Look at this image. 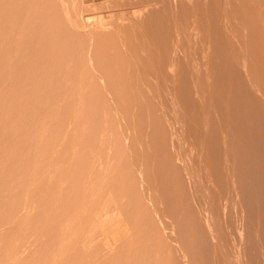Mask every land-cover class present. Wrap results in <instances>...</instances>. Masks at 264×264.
Returning a JSON list of instances; mask_svg holds the SVG:
<instances>
[{"label":"rangeland","instance_id":"obj_1","mask_svg":"<svg viewBox=\"0 0 264 264\" xmlns=\"http://www.w3.org/2000/svg\"><path fill=\"white\" fill-rule=\"evenodd\" d=\"M173 1L0 0V264H264V0Z\"/></svg>","mask_w":264,"mask_h":264},{"label":"bare ground","instance_id":"obj_2","mask_svg":"<svg viewBox=\"0 0 264 264\" xmlns=\"http://www.w3.org/2000/svg\"><path fill=\"white\" fill-rule=\"evenodd\" d=\"M166 1V0H165ZM173 1V0H172ZM175 1V0H174ZM173 1V2H174ZM193 1V0H192ZM214 1V0H213ZM223 1V0H222ZM221 1V2H222ZM246 1V0H245ZM250 1V0H249ZM256 1V0H255ZM254 1V2H255ZM178 2V1H177ZM182 2V1H181ZM195 2H197V1H195ZM220 2V1H219ZM234 2V1H233ZM175 3V2H174ZM213 3H215V1L213 2ZM212 3V4H213ZM216 4V3H215ZM214 4V5H215ZM218 4H220V7H218V6H214V8L216 7V8H218L216 11H217V13H215L216 15H214L215 17V20L217 21V22H219L222 26H227V27H229L230 28V26H233V24L231 25V24H229V25H227L226 24V22H225V17H226V11H227V8L225 7V5L223 4H221V3H218ZM230 4H232V3H230ZM238 4H239V2H238ZM250 4V3H249ZM255 4V3H254ZM187 5V4H186ZM228 5V4H227ZM242 5H244V4H242ZM241 5V6H242ZM240 6V7H241ZM247 6V5H246ZM262 7V6H261ZM207 8V7H206ZM215 8V9H216ZM248 8V7H247ZM256 8H257V6H256ZM255 8V9H256ZM168 9V8H167ZM173 9V8H172ZM174 9H175V7H174ZM251 8H249V10H250ZM176 10V9H175ZM214 10V9H213ZM260 10V9H259ZM212 11V10H211ZM199 12V11H198ZM245 12V11H244ZM251 12V11H250ZM256 13V12H255ZM254 14V13H253ZM253 14H251L250 13V15H247V12H246V14H245V18H247L248 20H249V24L251 25V28L247 31L246 30V32L244 31L243 33H240V32H236L235 31V34H240V37H248V36H250V37H252V38H254V37H256V36H258L260 33H262V34H264L263 32H264V29H263V27H262V29L260 28V26H259V24H258V21L260 20L261 21V19H262V17L263 16H258V15H256V17L253 15ZM244 18V19H245ZM264 18V17H263ZM226 20H227V18H226ZM248 20H246L247 22H248ZM228 21V20H227ZM229 22V21H228ZM264 22V21H263ZM174 26V25H173ZM231 29H233V27H231L230 28V33L232 34V30ZM232 35H234V34H232ZM260 37H262V36H260ZM249 38V37H248ZM245 39V38H244ZM254 39H256V38H254ZM254 39H252V41L254 40ZM236 40H237V38H236ZM204 41V43H203V45L201 46V50L205 53V55H207V56H210L212 53H213V50H212V47H211V45H210V43H208V41L207 40H203ZM241 40H239L238 42L236 41V42H233V40L231 39L230 41H229V43H228V45H229V50H230V52H232L231 54L233 55V54H235V53H238L239 52V50L241 49V50H244V52L246 53H248L249 51H252L253 53H255V52H257V47L259 46H261L260 47V49L261 50H264V39L262 40H260L261 42H259V43H256L255 45H253V46H251V45H245L244 44V46H242V44L240 45V42ZM250 41V40H249ZM247 42V41H246ZM258 42V41H257ZM243 43V42H242ZM252 43V42H251ZM254 43V42H253ZM235 44H237V45H235ZM228 47V46H227ZM228 50V51H229ZM174 51H176V49L173 47V49H172V51L169 53V56H168V58H169V67H171L172 65H173V63H174V60H173V58H174V56H172V53H174ZM252 52H249V53H252ZM176 53V52H175ZM262 53V52H261ZM177 54V53H176ZM231 54H229V55H231ZM244 54V53H243ZM249 55V54H248ZM256 55V54H255ZM236 57V56H235ZM238 57V56H237ZM261 57V56H260ZM262 57H263V55H262ZM227 58V56L225 55V59ZM245 59V58H244ZM258 60V59H257ZM162 61V60H161ZM167 61V62H168ZM236 62V61H235ZM164 63V62H163ZM162 63V64H163ZM209 63H210V67H211V65H212V61L211 60H209ZM248 64V63H247ZM237 65V64H236ZM250 66V65H249ZM244 69V68H243ZM167 70V69H166ZM251 77V76H250ZM255 86V85H254ZM243 87H244V85H243ZM256 89V88H255ZM257 93V92H256ZM208 94V93H207ZM205 95V94H204ZM255 95V94H254ZM258 96V95H257ZM253 97V96H252ZM255 98V97H254ZM244 99V98H243ZM257 99V98H256ZM244 103V102H243ZM246 108H248V107H246ZM252 118V117H251ZM251 121V120H250ZM227 123H228V121H227ZM219 124V123H218ZM224 124V123H223ZM240 125V124H239ZM256 125V124H255ZM222 126V125H221ZM226 126V125H225ZM229 131V130H228ZM230 132V131H229ZM233 132V131H232ZM242 133V132H241ZM244 133V132H243ZM224 134V133H223ZM239 134V133H238ZM205 136V135H204ZM228 137V136H227ZM234 137V136H233ZM258 139V138H257ZM259 143V142H258ZM251 144V143H250ZM252 145V144H251ZM197 146V145H196ZM240 146V145H239ZM256 146V145H255ZM237 148V147H236ZM243 148V147H242ZM241 148V149H242ZM238 151V150H237ZM222 152V151H221ZM253 153V152H252ZM246 155V154H245ZM258 156V155H257ZM199 157V156H198ZM215 157V156H214ZM256 157V156H255ZM259 157V156H258ZM200 158H201V156H200ZM254 158V157H253ZM225 161V160H224ZM227 161H229V160H227ZM243 161V160H242ZM250 161V160H249ZM259 162V161H258ZM250 163V162H249ZM264 163V162H263ZM245 164V163H244ZM255 168V167H254ZM243 169V168H242ZM257 170H258V168H257ZM212 171V170H211ZM256 171V170H255ZM220 172V171H219ZM249 172V171H248ZM231 173V172H230ZM262 173V172H261ZM246 177V176H245ZM214 178V177H213ZM255 180V179H254ZM262 180V179H261ZM216 181V180H215ZM253 184V183H252ZM253 186V185H252ZM249 187V186H248ZM254 187V186H253ZM252 189V188H251ZM260 191V190H259ZM235 192H237V191H235ZM247 193V192H246ZM230 194V193H229ZM250 195V194H249ZM238 197V196H237ZM261 197V196H260ZM243 199V198H242ZM252 199V198H251ZM241 201V200H240ZM256 205V204H255ZM247 206V205H246ZM244 208V207H243ZM246 208H248V207H246ZM244 210V209H243ZM258 210V209H257ZM240 228V227H239ZM247 228V227H246ZM241 230V229H240ZM246 232V231H245ZM247 237V236H246ZM248 249V248H247ZM245 256V255H244ZM255 260V259H254ZM255 264V263H254Z\"/></svg>","mask_w":264,"mask_h":264}]
</instances>
